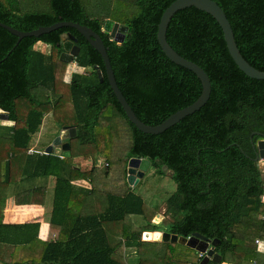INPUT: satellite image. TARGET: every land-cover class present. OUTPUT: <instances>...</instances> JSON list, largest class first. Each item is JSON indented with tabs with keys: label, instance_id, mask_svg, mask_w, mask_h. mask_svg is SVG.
I'll use <instances>...</instances> for the list:
<instances>
[{
	"label": "trees",
	"instance_id": "obj_1",
	"mask_svg": "<svg viewBox=\"0 0 264 264\" xmlns=\"http://www.w3.org/2000/svg\"><path fill=\"white\" fill-rule=\"evenodd\" d=\"M175 1L129 0L137 13L122 23L129 27L122 44L104 32L107 19L89 15L82 0H50L47 11H42L40 1L0 0V23L21 32L59 22L91 28L102 38L118 87L136 116L157 126L195 103L202 93L197 76L171 62L157 39L161 18ZM213 1L226 13L242 56L264 72V0ZM65 35L77 39L80 53L73 63L85 70L74 73L68 83L69 64L60 59ZM167 41L208 74L212 93L199 112L163 134L148 135L128 120L109 84L101 55L75 29L61 28L18 42V37L0 27V109L13 124L8 141L0 139V187H14L17 205H36L42 201L24 203L20 195L44 199L47 189L25 186L51 178L55 183L53 209L44 218L49 226L45 241L39 239L37 219L26 224H4L0 219V244L9 246L1 263L127 264L116 258L118 247L140 248L149 243L142 241L145 232L160 231L150 226L133 232L126 225L130 216L149 218L145 200L130 190L123 196L107 193L108 206L102 213L72 211L96 194L93 188L75 191L74 182L91 180L93 185L96 168H100L95 156L102 146L116 151L114 133L120 118L131 133V145L122 160L125 179L130 160L140 158L149 160L150 169L159 175L167 176L165 169L169 171L177 186L166 199L172 222H166L167 230L162 231L217 241L215 253L222 257L221 264H262L257 244L264 241V178L254 146L264 136V81L251 79L238 68L218 22L196 8L175 14ZM39 43L50 47V52L37 50ZM49 113L61 114L57 123L63 129H76V137L66 141L67 152L78 142L81 166L66 158L62 148L60 154L32 149L33 138ZM159 214L152 221L158 216L164 219ZM140 221H133L135 229ZM106 223L119 224V232L123 230L118 244L110 242ZM182 247L194 253L190 254L193 264H201L204 257Z\"/></svg>",
	"mask_w": 264,
	"mask_h": 264
},
{
	"label": "rangeland",
	"instance_id": "obj_2",
	"mask_svg": "<svg viewBox=\"0 0 264 264\" xmlns=\"http://www.w3.org/2000/svg\"><path fill=\"white\" fill-rule=\"evenodd\" d=\"M31 2V0H29ZM40 1L44 4V9L42 11L49 10L50 0H34ZM83 4L86 6L87 13L93 17L100 18V19H107L106 21H112L115 23L122 24L125 22V19L129 17H133L134 14L137 13V9L129 2V0H82ZM37 50H40L45 53L50 52V47L46 46L45 44L39 43L36 46ZM89 71V68L87 69ZM91 70V69H90ZM85 71V70H84ZM71 69L68 67L66 76L71 77ZM68 79V80H69ZM61 114L54 115V113L47 114V120L43 124L41 128V133L37 136H34L33 143L34 149L35 147L38 148L39 151L47 150L46 146L54 141L62 135L63 128L62 126L57 123L61 118ZM112 124L115 120H111ZM117 130L115 131L114 135L116 142L114 143L115 147H117L116 151L111 152L105 149V146L101 147V151H99L96 156V164L100 168H96L95 171V181L93 185L89 182L91 180H87L86 182H74L75 191L77 188H85V189H95L96 194L89 196L86 198V201L82 204H76L77 208H73L74 213H81V214H99L108 206V199L106 194H115V195H124L126 191H132L134 194L141 196L145 200V211L148 213L149 218L146 219L144 217L139 216H130L127 218L126 225L131 227V231L135 232L138 231L137 229H148L150 226H154L160 230H167L166 222H172V218L169 214H167V201L166 199L169 198L175 191H176V184L171 179V173L166 171L167 176L159 175L156 171L152 168L148 171L144 178L141 179L140 183L136 186H131L128 183V179H125L124 169L125 163L122 161L128 151V148L131 145V133L130 129L128 128L127 124L124 120L117 118ZM8 121L0 122V139L4 140V142L8 141L9 133H11V126ZM58 124L60 126H58ZM107 136V135H106ZM54 139V140H53ZM119 139V141L117 140ZM73 150L72 152L65 153L66 158L71 160L72 162H76L81 166L80 162V153H79V143L73 142L72 143ZM49 147V146H48ZM36 149V148H35ZM55 152L60 154L61 148H54ZM32 151V150H31ZM106 163L110 164L109 168L106 167ZM264 170V165H262ZM3 172L0 173V180L2 179ZM264 178V175H263ZM48 181H52V178ZM21 187L25 186V184L20 185ZM16 190L13 186H5V189L0 187V203L3 201L4 195H9V198L15 195V200L17 198ZM52 193H49V196L42 199V197H27L26 193L20 195L22 197V201L24 203L29 202L30 200H40L43 203H46L45 206L48 209H53V198L51 196ZM8 198V199H9ZM168 200V199H167ZM163 201V202H162ZM42 202L34 203L42 207ZM28 205V204H26ZM1 207V205H0ZM44 207V206H43ZM160 207V209H159ZM159 209V211H158ZM162 215L164 219H161L159 223H155V220L152 221V218L155 215ZM0 217L2 214L0 213ZM45 218V214L43 215V219ZM130 219L133 221L141 220L138 224V228L135 229L133 224L130 222ZM45 223V222H44ZM155 223V224H154ZM41 224V223H40ZM119 224H104V227L108 233L110 242L112 244H118L121 239V235L123 234V230H120L117 227ZM42 226V224H41ZM164 233V231L162 232ZM42 237L44 235L42 234ZM167 246V247H165ZM167 248V249H166ZM188 248V247H187ZM190 249V248H189ZM9 250V246H4L0 244V258L3 256H7V252ZM118 252L116 254V258L124 261L127 264H167L168 262L173 263H183V264H193V255L194 253L188 249H185L174 243L169 245H163L162 242H153V243H145L140 248H126L122 245L118 247ZM178 251V252H177ZM193 253L192 258L190 254ZM197 253V252H196ZM185 255L186 259L182 256ZM182 257V258H181ZM4 259V258H3ZM142 262V263H141ZM189 262V263H188ZM202 262V261H201Z\"/></svg>",
	"mask_w": 264,
	"mask_h": 264
},
{
	"label": "water",
	"instance_id": "obj_3",
	"mask_svg": "<svg viewBox=\"0 0 264 264\" xmlns=\"http://www.w3.org/2000/svg\"><path fill=\"white\" fill-rule=\"evenodd\" d=\"M196 8L199 11L205 12L212 16L220 25L223 30L224 38L229 50L230 56L232 57L238 68L249 78L264 81V72L257 70L251 66L246 59L242 56L240 50L238 49L235 35L232 26L227 18L226 13L223 9L213 0H176L173 2L164 12L159 28L157 39L159 45L167 56V58L186 70L193 72L202 84V93L199 99L192 105L176 112L163 123L157 126H150L142 122L135 114L133 109L130 107L126 98L120 91L118 84L116 82L114 72L112 69L111 61L107 53V49L104 45L102 38L96 34L91 28L82 26L79 23L73 22H59L50 27H40L32 32H21L13 29L7 25L1 24L0 27L7 29L14 36L18 37V42L26 37L38 38L42 35L49 34L53 31L59 30L61 28H72L75 29L80 35H82L87 42L101 55L106 69L107 79L109 84L118 100L122 109L124 110L128 120L142 133L148 135H159L165 133L170 128L179 124L185 118L199 112L210 100L212 93V84L208 74L197 64L185 59L180 56L168 43L167 32L171 20L178 12L188 9ZM129 27L124 24L115 23L112 21H106L104 25V32L109 34L111 38L118 44L125 42L126 36L128 34ZM63 47L64 52L61 54V60L65 63L71 64L78 57L80 53V48L75 44L76 40L74 36H63ZM100 78H103L101 72H98ZM9 116L0 109V122L8 121ZM76 137L75 128H64L62 135L58 137L52 146H49L46 150L47 154H51L55 147H61L63 151H69V143L66 142L70 138ZM257 151L256 161L259 163L261 170H263L262 165H264V136H261L254 146ZM151 162L146 159L133 158L128 164V183L131 186H136L140 183L141 179L144 178L145 174L150 170ZM264 172V170H263ZM142 239L144 241H154L162 243H178L182 246H186L190 249L195 250L198 253L206 255L202 260L201 264H208L209 262H214L216 264H221L222 257L215 253V247L217 241H210L199 234H194L190 238L178 237L168 232H145Z\"/></svg>",
	"mask_w": 264,
	"mask_h": 264
},
{
	"label": "crops",
	"instance_id": "obj_4",
	"mask_svg": "<svg viewBox=\"0 0 264 264\" xmlns=\"http://www.w3.org/2000/svg\"><path fill=\"white\" fill-rule=\"evenodd\" d=\"M68 67L71 69V72H72L71 76L74 73H84V69L78 67L76 63L69 64ZM67 70H68V68H67ZM68 79H69V76L68 77L66 76L65 81L67 83L70 82L71 77L69 80ZM46 120H47V118L44 119V123L46 122ZM9 125H12V123H10ZM48 146H52V143H49L46 146V148H48ZM57 148L60 149L61 147H57ZM53 151L55 152V150H53ZM27 185L28 186H25V188H29L30 187L29 185H32L34 188H46L47 189L46 197H47V196H49V193L53 194L55 183L53 180L52 181L35 180L34 184H27ZM52 194H51V196H52ZM8 198H9V195L7 196V194H5L3 201L0 203V205H1L0 213L2 214V217H0V219H2L1 221H3L4 224H26L29 222H35V220L37 219L42 224V226L40 228L39 239L42 241H45L48 237L49 226L47 223H44L43 215L45 214V216H46L50 210V209H48L47 206H45L46 203H42L43 204L42 207L39 205H17L16 201H15V195L10 197L9 199ZM160 218L161 217L158 216L155 219V223H159L161 221ZM131 223H133V220H131ZM159 232H163V231L160 230ZM164 232H166V231H164ZM42 234L44 235V237H42ZM142 241H144V240L142 239ZM144 242L152 243L154 241H144ZM257 246H258L257 247L258 252L261 254V263L264 264V241H258ZM126 251H127V249H126ZM118 252H120V251L118 250ZM0 264H3V263L0 262ZM224 264H226V263H224ZM254 264H257V262H254Z\"/></svg>",
	"mask_w": 264,
	"mask_h": 264
},
{
	"label": "built area",
	"instance_id": "obj_5",
	"mask_svg": "<svg viewBox=\"0 0 264 264\" xmlns=\"http://www.w3.org/2000/svg\"><path fill=\"white\" fill-rule=\"evenodd\" d=\"M30 154H33V151H31V150H30ZM262 173H263V175H264V172H263V170H262ZM262 200H263V202H264V197H263V199H262ZM205 256H206V255H204V254H200V257H202V258H203V257H205Z\"/></svg>",
	"mask_w": 264,
	"mask_h": 264
},
{
	"label": "clouds",
	"instance_id": "obj_6",
	"mask_svg": "<svg viewBox=\"0 0 264 264\" xmlns=\"http://www.w3.org/2000/svg\"><path fill=\"white\" fill-rule=\"evenodd\" d=\"M199 254H201V253H199ZM205 258V257H204Z\"/></svg>",
	"mask_w": 264,
	"mask_h": 264
}]
</instances>
